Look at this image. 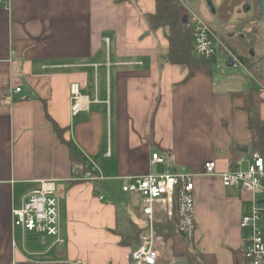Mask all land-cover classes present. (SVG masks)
<instances>
[{
	"label": "crops",
	"instance_id": "0c3cea01",
	"mask_svg": "<svg viewBox=\"0 0 264 264\" xmlns=\"http://www.w3.org/2000/svg\"><path fill=\"white\" fill-rule=\"evenodd\" d=\"M212 1L215 13L198 0L197 14L214 24L226 55L248 58L247 47L221 39L218 28L237 26L254 0ZM154 10L153 0H8V8L0 6V264H128L135 246H122L113 232L116 212L125 208L121 195L125 204L131 195L121 192L123 179L172 168L194 174L195 249L212 254L216 264H234V251L243 250L240 219L257 196L202 174L208 162L222 173L231 157L251 152L244 103L231 97L243 90L216 71L184 81V67L161 59L167 32L151 31L145 18ZM72 83L84 108L74 117ZM49 119L64 129L90 175L71 165ZM155 153L164 165H150ZM40 180L56 183L62 245L12 225V210ZM157 250L155 264H187L162 240Z\"/></svg>",
	"mask_w": 264,
	"mask_h": 264
},
{
	"label": "built area",
	"instance_id": "2783aa9c",
	"mask_svg": "<svg viewBox=\"0 0 264 264\" xmlns=\"http://www.w3.org/2000/svg\"><path fill=\"white\" fill-rule=\"evenodd\" d=\"M187 17L186 27L191 31L194 55L198 58L212 60L218 49L224 45L218 40L213 25L199 16L185 0H178ZM0 6L8 8V0H0ZM232 66L239 64L237 57L228 53ZM215 67L219 69V65ZM15 92H19L16 89ZM259 92L264 89L259 87ZM70 115L82 112L83 96L79 86L72 83L69 87ZM165 159L159 154L151 155L150 165H164ZM228 171L215 172L216 164L204 165L203 175L210 178L219 176L223 186L240 188L258 196L264 194V158L258 152L235 155L230 158ZM194 174L189 169H167L162 173L149 172L143 176H128L120 187L122 193L131 194L139 200L143 217L146 218L148 230L140 236V244L126 255L128 264H155L160 257L157 247L162 238L153 234L154 221H169L173 217L174 202L179 212L178 231L190 242L193 241L195 223L193 222ZM96 181V180H89ZM37 189L26 195L21 207L12 210V225L24 232L51 237L54 244L62 245L59 238V212L56 183L51 180H40ZM99 200L103 196L99 194ZM250 215L240 219V228L247 232L243 247L246 264H264V226H259L260 215L264 213V200L253 201ZM76 264H80L77 262Z\"/></svg>",
	"mask_w": 264,
	"mask_h": 264
},
{
	"label": "trees",
	"instance_id": "16d2710c",
	"mask_svg": "<svg viewBox=\"0 0 264 264\" xmlns=\"http://www.w3.org/2000/svg\"><path fill=\"white\" fill-rule=\"evenodd\" d=\"M118 3L128 0H116ZM155 3V10L152 14L145 15L147 24L151 31L158 29H165L168 52L161 56V59L172 65L184 67L186 77L184 81L190 79L194 74L201 72L206 75H212L214 70L213 61L203 58H197L194 55V46L192 45L191 31L182 23V16L184 12L181 9L178 0H153ZM257 1L255 0L254 13L256 16L253 20L260 19V14L257 10ZM248 21H243L241 26L237 29L241 30L248 25ZM255 27L250 28L245 33L240 34L239 38L248 50H253L255 37L257 34ZM241 65L245 66L250 72L255 73L256 65L247 57L240 56L236 53ZM257 74V73H255ZM252 82V81H251ZM253 83V82H252ZM258 86L255 87L254 83L243 89L241 92L231 93L232 98H239L243 101L242 111L245 112L247 118V130L251 134L249 143L251 152H258L264 158V120L260 117V107L264 103L260 96ZM49 123L57 136V139L65 145L68 149L71 165L75 170L80 172V175H90L88 163L83 159L82 155L77 153L73 148L70 141L63 138L64 129L60 128L57 124L49 119ZM173 217L169 221H154L153 234L156 237L162 238L164 243L168 244V253L172 257H183L186 259L187 264H216V259L212 254H202L198 252L193 246L192 242L188 241L186 237L182 236L178 231L179 226V212L174 202ZM129 212L123 208H119L116 212V228L114 234L119 236L120 244L124 247L138 246L140 244V236L148 230V224L145 217H143L139 200L137 206H130ZM131 210V213H130ZM132 215L139 219H144V226L139 225ZM119 223L126 225L120 228ZM244 250L234 251V264H246L243 257Z\"/></svg>",
	"mask_w": 264,
	"mask_h": 264
},
{
	"label": "rangeland",
	"instance_id": "374dc122",
	"mask_svg": "<svg viewBox=\"0 0 264 264\" xmlns=\"http://www.w3.org/2000/svg\"><path fill=\"white\" fill-rule=\"evenodd\" d=\"M193 5H194V11L196 13L197 10L196 6L198 4V0H192ZM248 6H252V10L251 12L247 15L246 19H243L237 26L235 27H222L224 28V30H226V32H223L222 28L220 30V28H218L219 30V37L222 39H226L227 38H235L237 40H239L240 43L241 40L239 38L241 32L245 33L247 30H250V28L253 29V27H255V29H257V34L255 37V41H254V45H253V57H251L249 55L248 58H252L251 60L254 62V65H256V69H255V73L250 72L245 66L241 65V63L235 65V66H228V59L227 56L221 49H218L215 56L213 57L215 59V61L217 62V64L220 66L219 69L215 70L217 74V77L222 76L221 78H228L230 77L225 83H229L230 87L238 89V90H243V88H247L249 85L251 86V84L254 83L255 87L259 86L261 88L264 89V72H263V50H264V30L262 29V24L260 22V19H256L253 20V17L256 16L254 13V7H253V3L251 4L250 2H247ZM254 5H255V0H254ZM248 19H252L251 21L248 22V25L245 28H242L241 30H238L237 27L241 26L243 21H248ZM212 24V23H211ZM214 26V24H212ZM221 27V26H219ZM250 53V51H249ZM227 76H226V75ZM253 81V83L251 82ZM121 195V193H120ZM125 197L123 195H121V200L120 204L125 205L124 210H127V212H129V207L132 206H137L138 200L137 197L130 195L128 198V202L125 204L124 202ZM256 200L258 202H261V200H264V194L258 195L256 197ZM251 211V210H250ZM250 211L247 213V215H245L244 217H247L248 215H250ZM131 213V210H130ZM132 218L141 226H144L143 222L144 219L142 217H140L139 219H136L133 215ZM259 226H264V213H262L260 215V219H259ZM120 228H124L126 227V225L119 223ZM245 238H247V232L245 230H243Z\"/></svg>",
	"mask_w": 264,
	"mask_h": 264
},
{
	"label": "water",
	"instance_id": "95a60500",
	"mask_svg": "<svg viewBox=\"0 0 264 264\" xmlns=\"http://www.w3.org/2000/svg\"><path fill=\"white\" fill-rule=\"evenodd\" d=\"M208 7L210 13H215V6H214V1L212 0H203ZM257 6H258V11L259 14L261 15V22H262V29L264 30V0H257ZM182 23L186 24L187 17L186 15L182 16ZM264 44V43H263ZM254 53L252 50H250V56H253ZM263 58H264V50H263ZM232 59L230 57L228 58V66H232ZM263 72H264V59H263ZM244 152L247 151V149L243 150Z\"/></svg>",
	"mask_w": 264,
	"mask_h": 264
},
{
	"label": "flooded vegetation",
	"instance_id": "af4514ba",
	"mask_svg": "<svg viewBox=\"0 0 264 264\" xmlns=\"http://www.w3.org/2000/svg\"><path fill=\"white\" fill-rule=\"evenodd\" d=\"M257 1V0H256ZM257 6V5H256ZM245 8H248V6H247V4H245ZM257 10H258V6H257ZM259 12V11H258ZM260 22H261V16H260ZM261 24H262V22H261ZM250 51V50H249ZM249 51H248V55H250V53H249ZM251 57H253V56H251Z\"/></svg>",
	"mask_w": 264,
	"mask_h": 264
}]
</instances>
